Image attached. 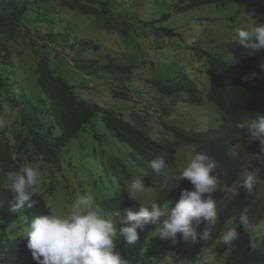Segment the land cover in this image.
<instances>
[{"label": "rangeland", "instance_id": "rangeland-1", "mask_svg": "<svg viewBox=\"0 0 264 264\" xmlns=\"http://www.w3.org/2000/svg\"><path fill=\"white\" fill-rule=\"evenodd\" d=\"M6 1L25 7V10L14 41L8 43L13 65L6 69L9 82L4 95L18 97L25 94L39 107L47 123L50 116L47 105L42 101L46 97L36 85L37 58L33 48L48 52L52 67L70 85L78 88L81 97L99 103L125 119L133 110L142 111L144 108L155 116L161 106L160 100L169 101L171 97L158 93L150 81L172 84L177 89L191 82L205 92L209 84L206 61L196 54L195 48L201 46L213 54L222 53L224 46L233 41L235 28L262 21L261 15L247 13L240 3L227 8L205 7L177 12L180 0H105L110 2L112 16L109 17L100 10L88 14L81 9H71L62 0ZM166 15L168 19H164ZM163 29H171L175 35L169 36ZM49 35L52 39L48 38ZM65 39L69 44H75V50L60 45ZM85 41L94 42L100 50L83 46ZM76 52L101 66L108 62L133 66L134 72L118 79L105 70L100 73L84 70L82 65L73 63L72 57ZM121 90L127 94L126 97L114 96ZM177 95L181 99L187 97L185 92ZM3 107L5 113L0 121V130L8 126L12 131L18 127V113L6 100ZM168 107L172 110L169 118L152 117L151 125L156 134L167 135L164 121L166 125H176L204 136L220 128L221 114L207 98L202 105L180 100ZM93 133H100L101 137L94 138ZM8 136L12 137V134ZM253 146L242 140L230 144L232 154L246 159V168L223 202H229L237 195L238 186L247 175L253 176V183L259 189V204L254 212L248 214L245 230L254 242L260 244L264 241V155L255 152ZM258 146L262 147L260 143ZM195 150L196 145L178 144L177 164L171 170V180H180L182 168L194 156ZM62 164V171L51 178L46 169L39 164L34 165L41 171L38 190L47 195L53 214L69 213L78 196L90 194L94 198L95 209L103 215L98 202L115 194L122 185L127 188L129 181L137 176L144 179L147 189L139 194L138 202L150 206L157 195V180L148 164L104 129L99 116L87 131L72 140L63 153ZM50 186L53 189L48 193ZM2 217L3 213H0V220ZM236 226L234 221L228 223L215 243L202 253L199 264H226L230 245H225L221 237ZM153 237L159 238L157 230ZM159 240L161 244L146 252L147 260L152 257L149 264H173L169 254L161 249L165 244L171 246V242ZM174 264L187 263L178 259Z\"/></svg>", "mask_w": 264, "mask_h": 264}, {"label": "trees", "instance_id": "trees-1", "mask_svg": "<svg viewBox=\"0 0 264 264\" xmlns=\"http://www.w3.org/2000/svg\"><path fill=\"white\" fill-rule=\"evenodd\" d=\"M71 9H81L91 14L100 10L102 14H110V2L105 0H62ZM243 4L247 13L259 14L264 23V0H180L177 12H186L194 8L216 7L227 8L232 4ZM25 7L18 4L12 5L6 0H0V121L4 117V100L10 103L12 109L18 113V127L5 126L0 130V264H36L31 251L27 248L26 235L31 221L40 215L52 213L48 205L47 195L38 190L34 199L37 203L29 208L12 211L15 205V196L7 189V173L10 170L28 165L39 164L53 177L62 171L63 153L72 140L82 132L87 131L93 120L100 117L104 129H107L121 143L125 144L136 153L143 163L148 164L152 176L157 180V195L152 200L161 206L171 204L180 199L184 190L191 191L192 184L188 180H171V170L177 164L178 144L196 145L194 155L206 153L216 160L217 168L214 174L218 175L221 185H228L231 189L240 181L246 168V159L242 155L231 153L230 144L242 140L252 144L253 150L259 154V141L250 143L243 129L237 127L245 117L255 118L256 115L264 116V51L250 53L233 41L228 42L222 53L213 54L201 46L195 48L196 54L206 61V75L209 81L207 90L201 91L191 82L181 85L178 89L172 84L163 85L161 81H150L161 95L171 97L169 101L160 100V109L154 117L169 118L172 110L169 104L183 100L192 104L202 105L208 101L221 114L219 130L209 132L206 136L197 132H190L176 125H166V134L155 133L151 125L152 117L146 108L142 111L133 110L129 118L125 119L115 111L105 109L99 103L83 98L78 93V88L70 85L51 65L49 54L46 50L33 48L37 58L35 81L38 88L45 95L42 101L47 105V114L50 121L47 123L40 114V109L25 95L11 97L4 95L7 91L9 78L6 69L12 66V53L8 43L14 41L17 27ZM165 16L164 19H168ZM167 35L174 36L171 29H163ZM52 39V35L48 36ZM35 42L32 41L34 47ZM62 47H71L65 39L60 44ZM83 46L92 47L99 51L100 47L92 41H85ZM75 66L82 65L84 70H102L109 72L113 77L132 74L134 67L108 62L99 65L98 62L87 61L84 55L76 52L72 57ZM180 92L187 94L181 99ZM125 92L116 91L114 96L126 97ZM4 99V100H3ZM173 109V108H172ZM164 118V119H165ZM166 120V119H165ZM167 121V120H166ZM17 123V122H16ZM155 135H154V133ZM8 134H12L9 137ZM94 138H100V133H93ZM163 154L168 167L160 174L150 167V161L157 155ZM41 155L43 160H40ZM131 179L130 175H127ZM53 186L47 188L51 193ZM229 192L217 190L214 199L217 205V221L209 228L206 240H198L195 244L181 242L178 245H163L162 252L169 254L173 264L178 259L187 264H199L202 253L210 248L221 236L222 231L229 222L237 223L235 229L239 232V239L234 241L229 248L226 264H264V241L260 244L254 242L245 230L246 224L240 223L242 210L247 209L248 214L254 212L259 204V189L253 183L251 191H245L238 186L237 195L229 202H223ZM99 208L106 218H109L119 228L120 221L125 218L126 209L138 210L144 206L138 201L131 200L122 185L115 194L98 202ZM151 206V205H150ZM145 206V207H150ZM264 212V210H263ZM53 214V213H52ZM208 227L201 223L198 232H203ZM156 225H146L139 231V240L134 245H127L123 237H116V251L125 259L126 264H149L146 258L147 250L160 243L159 238L153 237ZM148 255V254H147Z\"/></svg>", "mask_w": 264, "mask_h": 264}, {"label": "clouds", "instance_id": "clouds-1", "mask_svg": "<svg viewBox=\"0 0 264 264\" xmlns=\"http://www.w3.org/2000/svg\"><path fill=\"white\" fill-rule=\"evenodd\" d=\"M233 42L250 53L264 51V23L253 22L247 27L233 30ZM243 129L250 143L259 141L264 153V116L245 117L237 125ZM40 160H43L41 155ZM151 169L160 174L168 167L163 154L150 162ZM215 159L206 153L195 154L182 168L180 180H188L193 189L184 190L174 206L153 202L150 207L141 206L138 210L126 209L125 218L119 228L113 221L99 213L94 207V198L90 194L78 196L67 214H46L35 217L26 235L27 248L31 251L36 264H126L125 259L116 251V237L124 238L127 245H134L140 238L139 231L146 225H156L159 238L168 240L172 245L181 242L195 244L206 240L209 228L217 221V205L214 193L217 190L229 192L228 185H221ZM253 176L247 175L241 184L245 191L253 188ZM7 189L15 196L12 211L31 208L41 182L38 166L28 165L7 173ZM144 179L133 177L126 188L128 197L137 201L146 191ZM201 223L208 227L198 232ZM240 223L247 224V209L240 214ZM221 239L225 245H231L239 239V232L232 228Z\"/></svg>", "mask_w": 264, "mask_h": 264}]
</instances>
